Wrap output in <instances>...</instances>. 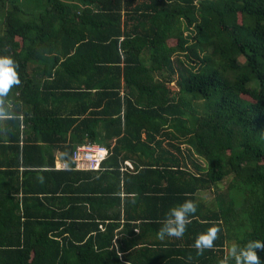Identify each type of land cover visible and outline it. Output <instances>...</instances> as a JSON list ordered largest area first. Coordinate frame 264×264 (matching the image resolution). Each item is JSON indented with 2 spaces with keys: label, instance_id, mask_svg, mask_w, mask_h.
Listing matches in <instances>:
<instances>
[{
  "label": "trees",
  "instance_id": "1",
  "mask_svg": "<svg viewBox=\"0 0 264 264\" xmlns=\"http://www.w3.org/2000/svg\"><path fill=\"white\" fill-rule=\"evenodd\" d=\"M13 1L0 264H220L264 241V0ZM86 144L100 170L76 169ZM185 200L183 236L160 239Z\"/></svg>",
  "mask_w": 264,
  "mask_h": 264
},
{
  "label": "clouds",
  "instance_id": "2",
  "mask_svg": "<svg viewBox=\"0 0 264 264\" xmlns=\"http://www.w3.org/2000/svg\"><path fill=\"white\" fill-rule=\"evenodd\" d=\"M17 67V62L13 57L0 55V119L18 118L15 113L9 110L6 99L12 86L20 83ZM196 210L192 200H185L178 207L172 208L167 214L163 227L158 232L159 238L183 236ZM218 231V227L213 226L198 235L195 247L201 251L204 248L213 247ZM262 248H264V241L261 240H250L243 246L234 244L230 249V255L226 256L220 264H233V261L234 264H261L257 250Z\"/></svg>",
  "mask_w": 264,
  "mask_h": 264
},
{
  "label": "built area",
  "instance_id": "3",
  "mask_svg": "<svg viewBox=\"0 0 264 264\" xmlns=\"http://www.w3.org/2000/svg\"><path fill=\"white\" fill-rule=\"evenodd\" d=\"M108 155L109 150L107 147L98 144H86L77 148L73 159L76 163V169L97 171L102 168V163ZM61 167L64 168L65 164L63 163Z\"/></svg>",
  "mask_w": 264,
  "mask_h": 264
},
{
  "label": "rangeland",
  "instance_id": "4",
  "mask_svg": "<svg viewBox=\"0 0 264 264\" xmlns=\"http://www.w3.org/2000/svg\"><path fill=\"white\" fill-rule=\"evenodd\" d=\"M11 1L12 0H8L7 8H9V6L11 4ZM13 2H16L18 4L20 3L25 9H27V11L31 10V9H29L30 6H36V5H40L41 4L40 0H14ZM4 15H5V11H1L0 12V28L3 25L2 24V18L4 17ZM172 87L174 89H176L174 85Z\"/></svg>",
  "mask_w": 264,
  "mask_h": 264
},
{
  "label": "crops",
  "instance_id": "5",
  "mask_svg": "<svg viewBox=\"0 0 264 264\" xmlns=\"http://www.w3.org/2000/svg\"><path fill=\"white\" fill-rule=\"evenodd\" d=\"M62 163V162H61ZM61 163H59V167L61 168ZM126 164L129 166V167H131V168H133V165H132V163L131 162H126Z\"/></svg>",
  "mask_w": 264,
  "mask_h": 264
}]
</instances>
